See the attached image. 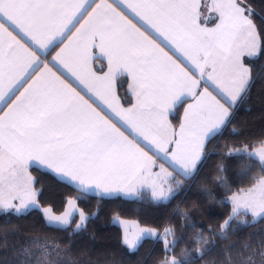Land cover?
Returning <instances> with one entry per match:
<instances>
[{"label":"snow or ice","instance_id":"6c2138e0","mask_svg":"<svg viewBox=\"0 0 264 264\" xmlns=\"http://www.w3.org/2000/svg\"><path fill=\"white\" fill-rule=\"evenodd\" d=\"M204 9L216 14L214 26L205 22ZM60 44L41 59L39 50ZM99 58L106 71L93 69ZM261 58L264 13L251 0H101L94 6L88 0H0V213L42 211L46 227L67 231L82 197L68 199L72 211L62 215L41 210L33 163L84 193L116 197L147 186L154 202L169 201L178 194L169 184L173 173L198 174L207 143L249 98L250 66ZM122 74L128 77L125 97L117 91ZM170 117L178 119V129ZM227 155H246L264 172V136ZM230 203L225 226L241 210L264 216V175L233 193ZM96 215L79 211L69 235ZM146 234L162 241L165 252L178 243L169 247L171 228L161 236L139 227L131 234L125 227L123 243L137 250Z\"/></svg>","mask_w":264,"mask_h":264},{"label":"trees","instance_id":"16d2710c","mask_svg":"<svg viewBox=\"0 0 264 264\" xmlns=\"http://www.w3.org/2000/svg\"><path fill=\"white\" fill-rule=\"evenodd\" d=\"M251 3L264 13V0ZM94 63L98 72L102 67L105 70L104 61L96 59ZM250 70L255 83L249 98L238 107L232 124L207 143L208 155L198 174L192 178L173 174L169 184L178 194L167 202H154L145 190L131 198L84 193L58 181L47 170L30 167L31 175L39 181L35 186L43 189L38 197L40 206L60 213L68 199L82 197L77 200L78 207L86 214L98 210V215L90 217L79 234L70 236L77 216L65 231L46 227L41 211L19 216L0 213V264H163L170 257H185L191 264H264V216L240 212L222 228L231 215L228 197L264 175L259 164L246 155H227L258 144L264 136V58L251 64ZM127 83L125 76L117 78L121 97H125ZM126 98H131L128 93ZM178 111L181 116L182 107ZM172 123L177 126L178 119ZM221 167L223 172L218 171ZM249 168L248 175H240ZM221 177L226 179L225 185L218 183ZM114 217L135 220L159 233L173 229L169 245L171 248L177 240L175 250L165 252L162 241L149 237L142 239L137 250H129L122 242L120 227L112 222Z\"/></svg>","mask_w":264,"mask_h":264},{"label":"crops","instance_id":"0c3cea01","mask_svg":"<svg viewBox=\"0 0 264 264\" xmlns=\"http://www.w3.org/2000/svg\"><path fill=\"white\" fill-rule=\"evenodd\" d=\"M68 2H69V3H76V2H78V0H68ZM99 2H101V0H88V4H89V5H93V6H94L95 3H99ZM108 2H110V0H108ZM205 3H210V0H205ZM89 10H90V9H89ZM204 17H206L205 22L208 24L209 27L214 26V23L217 22V20H216V14H215V13H210V12H208L207 9H204ZM202 19H203V18H202ZM81 22H82V21H81ZM78 26H79V25H77V27H78ZM14 34H15V33H14ZM62 46H63V45L60 44V45L56 46L54 50H52L51 48H49L48 50H39V55H40L41 59H43L44 56L47 55L48 52H51L52 55H55V52H56V51H59V48L62 47ZM96 51H97V56H98V55H99L98 50H96ZM49 58H50V57H49ZM99 59L102 60V61H104V63H105V71H106V70H107V69H106V61L103 60L102 58H99ZM94 62H95V60L93 61V69L96 70V69H95V63H94ZM96 71H97V70H96ZM97 72H98V71H97ZM120 76H125V77L127 78V80H128V77H127L126 74H122V75H120ZM118 77H119V76H118ZM118 77H117V78H118ZM203 86H204V84H203V82H202V84H201V88H203ZM127 87H128V83H127ZM209 90L212 91L211 88H210ZM128 94H129L130 97H131L130 92H129ZM214 94H215V93H214ZM191 102H192V101H191V99L189 98V99L187 100V102L184 104V107L187 106V103H191ZM0 106H2V105H0ZM182 114H183V108H182L181 116H182ZM118 126H120V125H118ZM175 127L178 129L179 124H178L177 126H175ZM121 130L123 131L124 128L121 127ZM125 134L128 135L127 132H125ZM130 138H131V137H130ZM158 163H160V162L158 161ZM30 167H37V168H40V169L47 170V169H45L43 166H38V165H36L35 163H33L32 165H30L29 168H30ZM157 170H158V169H157ZM47 171H48V170H47ZM169 171H171V169H169ZM29 172H30V171H29ZM30 174H31V173H30ZM173 174H174V173H173ZM62 181H64V182H66V183H68V184H71V185H73L74 187H76L74 184L68 182L66 179H63ZM168 186H169V185H165V187H168ZM142 190L148 191V192L150 193V195H151V191H150V189H149L147 186L141 188L139 191H142ZM139 191H138V192H139ZM138 192L135 193V194H132V195H123V194H121V195H119V196L127 197V198H131V197L136 196V195L138 194ZM87 193L94 194V195H98V196H103V195H101L99 192H97L95 189H92V190H90V191L87 192ZM151 196H152V195H151ZM104 197H106V196H104ZM14 203H18V201H15Z\"/></svg>","mask_w":264,"mask_h":264},{"label":"rangeland","instance_id":"374dc122","mask_svg":"<svg viewBox=\"0 0 264 264\" xmlns=\"http://www.w3.org/2000/svg\"><path fill=\"white\" fill-rule=\"evenodd\" d=\"M232 195H230L229 197H228V200H229V202H230V197H231ZM70 199H73V198H70ZM46 206H41V210L43 209V208H45ZM49 208V207H48ZM66 211H72V209H70L69 208V206L67 205V203H66V205H65V207H64V209H63V211L62 212H60V213H55V212H53V214H55V215H62L64 212H66ZM79 211H82L79 207H78V205H77V207H76V211L73 213V216L70 218V222H71V220H72V218L74 217V216H77V222L76 223H78L79 222ZM241 212H244L243 210H241ZM41 213H42V211H41ZM246 213V212H245ZM250 215H252L250 212H248ZM253 216V215H252ZM253 217H258V216H253ZM114 218H118L120 221H124L125 223H123V224H120V223H116V222H114ZM113 219H112V222L114 223V224H116V225H118L119 227H120V229H121V236H122V242H123V235H124V228L125 227H127V228H129V230H130V234H131V232H134L136 229H137V227H139V228H144V229H150V230H155L157 233H159L156 229H154V228H150V227H146V226H142V225H140V224H138L135 220H131V219H125V218H121V217H114ZM225 227V222L222 224V228H224ZM161 234V236H162V234H163V232L162 233H160ZM147 237H149V236H147V234L142 238V239H144V238H147ZM149 238H156V237H149ZM167 242H168V244H170V242L172 241L171 240V237L170 236H168L167 238ZM126 246V245H125ZM127 247V246H126ZM169 247H170V245H169ZM128 248V247H127ZM129 249V248H128ZM130 250V249H129ZM171 259H173L172 257H170V259L169 260H171Z\"/></svg>","mask_w":264,"mask_h":264}]
</instances>
